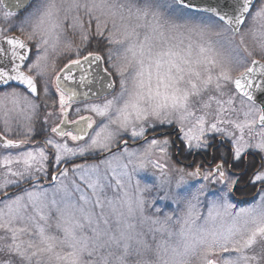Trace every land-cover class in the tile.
<instances>
[{
	"label": "snow or ice",
	"instance_id": "6c2138e0",
	"mask_svg": "<svg viewBox=\"0 0 264 264\" xmlns=\"http://www.w3.org/2000/svg\"><path fill=\"white\" fill-rule=\"evenodd\" d=\"M195 7L0 0V264H264V0H225L204 8L206 18L186 17ZM53 56L67 59L58 69ZM75 69L84 70L78 81ZM90 76L99 91L66 83ZM50 106L60 122L48 127ZM168 128L189 152L215 139L227 151L168 176L160 161L174 141L156 135ZM149 165L175 214L133 184ZM186 177L222 187L203 201L208 185L181 191ZM247 187L259 191L237 210L229 196Z\"/></svg>",
	"mask_w": 264,
	"mask_h": 264
},
{
	"label": "rangeland",
	"instance_id": "374dc122",
	"mask_svg": "<svg viewBox=\"0 0 264 264\" xmlns=\"http://www.w3.org/2000/svg\"><path fill=\"white\" fill-rule=\"evenodd\" d=\"M183 11H184L185 16L188 17V18H191V19H201V18H206V16H207L206 14H197V13L190 12L187 9H184ZM69 38H71L73 40L76 39L75 37H69ZM52 58L56 60L57 68L59 69L66 62L67 56H60L59 58H56L55 56H53ZM234 75H239V73H235ZM226 92H228V94H230V95L234 94V87L232 85H229L228 88L226 89ZM240 99L241 98L239 96H236V107H239ZM89 103H91V102H89ZM79 107L83 108L84 104H82ZM215 108H216V105H215V103H213L212 104V108L209 109L208 111H213L214 112ZM47 111L51 112L49 109H47ZM84 114H87V113H84ZM49 117H48V119H49ZM167 130L170 131V132H173L174 135H178L177 134V130L174 129V128H168ZM167 130H165V131H167ZM160 133H157V134H160ZM55 138L59 139L58 137H55ZM169 138L173 139V137H171V136ZM175 139L177 140L176 137H175ZM179 141L182 142V140L180 138H179ZM214 141H219L220 142L219 139H215ZM68 142H69L70 146L73 144V142L70 141V140ZM223 144L227 145L226 143H223ZM182 146H183V148H185L183 143H182ZM138 147H132V148H138ZM7 151L8 150H4L3 151V150L0 149V156L5 154ZM12 151H15V150H12ZM225 151H227V150H225ZM191 152H192L191 154H194V153H197V152H204V151L203 150H200V151L193 150ZM175 155H176V148L171 145V147L169 149V156L167 158V161H165L163 159L160 161L161 163H165V162L167 163V173H166V175L175 177L177 175V173L175 172V169H180V168H184V169H186V171L193 170V169H187L185 167H182V166L176 164V161H173ZM259 155L261 156V154H259ZM157 158H159V154L158 153L153 156V159H157ZM173 162L175 163V166H174ZM135 179H139L140 180L142 187L146 185L151 190V197L150 198L152 199V202H153L154 206L159 207L162 212H169V213L175 214L174 213V209H175L176 206L171 204L169 201H166V200H164L162 198L164 196V193L162 191H160V188H159L160 179H161L159 170L153 169L151 167V165H149V167H148V169L146 171L141 172V173H139L138 175H136L134 177L133 184L135 183ZM201 183H204V184L208 185V195L204 196V197H201V199L203 201H207L209 199L214 198L216 193H217V190L222 187L220 183L209 184L208 181H203L202 178H200V177H195V178L186 177L187 188L186 189H181V191H189V190L190 191H195L196 187H198ZM111 194L112 193L109 192V195H111ZM229 199H230V202H231V194L229 196ZM201 207H203V205ZM248 207H250V206H248ZM245 208H247V207H245ZM236 209L238 210L240 208L236 207ZM150 210H151V208H150ZM193 264H196L195 259L193 261Z\"/></svg>",
	"mask_w": 264,
	"mask_h": 264
},
{
	"label": "flooded vegetation",
	"instance_id": "af4514ba",
	"mask_svg": "<svg viewBox=\"0 0 264 264\" xmlns=\"http://www.w3.org/2000/svg\"><path fill=\"white\" fill-rule=\"evenodd\" d=\"M54 86V87H53ZM55 85L53 83L52 85V92L54 93V89ZM54 99H56L55 97H53ZM56 103L58 105V99L56 100ZM49 104H52V100L49 101ZM81 106V104H73L72 105V111H70L68 113L69 119H76L77 116L75 114V109L77 107ZM51 109L50 111L52 112V115L49 117L48 119V127L51 126H55L57 124H59L60 120H59V111H58V106L56 108H52L51 106L48 108ZM3 124L2 122H0V129H2ZM36 131H37V135H40V122L37 121L36 124ZM12 135V134H10ZM53 136H55V134H52ZM158 135V134H156ZM160 135L162 136H167V137H173V139L171 138L172 141H174V143H172V146L176 148V155L174 157V161H176V164L185 167L187 169H192V165H201V164H207L209 162H211L213 160L214 157H218L220 156L222 153H225L227 150V145L220 144L219 141H214L211 143L210 148L207 151L204 152H197L194 154H191L192 152L187 151L185 148H183L182 146V142L179 141V137L178 135H174L173 132L170 131H164L161 132ZM175 137L177 138V140L175 139ZM176 140V141H175ZM218 145V146H217ZM139 146V144H133L131 147H137ZM1 150H4L2 148H0ZM224 150V151H223ZM261 156L258 153H253L252 156H250V160L256 163H259ZM78 162L80 163H89V162H93L91 160H84L83 158H79ZM63 167V165H62ZM55 174V172H54ZM48 186V185H47ZM258 189L257 190H253L251 187H247V188H242L240 191L238 192H234L233 196L235 198V201L237 203H244L250 199H253L256 197L257 193H258Z\"/></svg>",
	"mask_w": 264,
	"mask_h": 264
},
{
	"label": "water",
	"instance_id": "95a60500",
	"mask_svg": "<svg viewBox=\"0 0 264 264\" xmlns=\"http://www.w3.org/2000/svg\"><path fill=\"white\" fill-rule=\"evenodd\" d=\"M189 2L193 5H195V8H192L190 10L194 12H200V13H205L203 11L204 8H207L212 5H216L217 3L220 4L221 7H223L225 0H189ZM31 55V54H30ZM95 66H93V69ZM83 69H75V77L77 81L79 80V77L83 74ZM90 72L92 69L89 70ZM90 79L93 80L91 84L85 83V85H79L77 84H72L70 81L66 82L68 83L71 87L75 88L78 92L83 93V92H96L99 91L102 87V83L98 78H94L90 76ZM257 104L264 103V94L257 93ZM221 142V141H220ZM222 143V142H221Z\"/></svg>",
	"mask_w": 264,
	"mask_h": 264
},
{
	"label": "trees",
	"instance_id": "16d2710c",
	"mask_svg": "<svg viewBox=\"0 0 264 264\" xmlns=\"http://www.w3.org/2000/svg\"><path fill=\"white\" fill-rule=\"evenodd\" d=\"M173 161H174V160H173ZM173 164H174V166H175V163H174V162H173ZM231 202L235 204V200H234V196H233V194H232V197H231ZM252 202H254V200H253V199H250V200H248V201H246V202H244V203H241L240 206L245 207V206H248L249 204H251ZM240 206H239V207H240ZM149 211H151L150 208H149Z\"/></svg>",
	"mask_w": 264,
	"mask_h": 264
}]
</instances>
